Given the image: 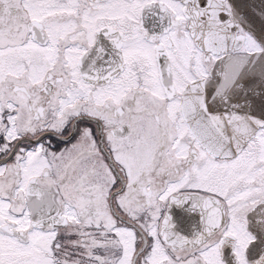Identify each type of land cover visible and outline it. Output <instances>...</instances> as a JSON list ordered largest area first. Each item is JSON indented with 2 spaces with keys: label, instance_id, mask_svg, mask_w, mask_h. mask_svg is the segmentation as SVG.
<instances>
[{
  "label": "snow or ice",
  "instance_id": "1",
  "mask_svg": "<svg viewBox=\"0 0 264 264\" xmlns=\"http://www.w3.org/2000/svg\"><path fill=\"white\" fill-rule=\"evenodd\" d=\"M0 264H264V0H0Z\"/></svg>",
  "mask_w": 264,
  "mask_h": 264
}]
</instances>
